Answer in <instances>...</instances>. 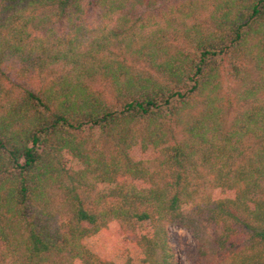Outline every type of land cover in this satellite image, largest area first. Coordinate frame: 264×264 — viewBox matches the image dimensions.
Instances as JSON below:
<instances>
[{"label":"trees","instance_id":"obj_1","mask_svg":"<svg viewBox=\"0 0 264 264\" xmlns=\"http://www.w3.org/2000/svg\"><path fill=\"white\" fill-rule=\"evenodd\" d=\"M0 0V264H264V0Z\"/></svg>","mask_w":264,"mask_h":264},{"label":"rangeland","instance_id":"obj_2","mask_svg":"<svg viewBox=\"0 0 264 264\" xmlns=\"http://www.w3.org/2000/svg\"><path fill=\"white\" fill-rule=\"evenodd\" d=\"M174 1L177 0H159L158 5L162 6ZM167 235H168L167 237L169 243L174 248V252L178 263L187 264L184 259L183 249L184 248L192 249L193 247V242L191 240L189 232L186 229L180 228L177 225H171L167 228Z\"/></svg>","mask_w":264,"mask_h":264}]
</instances>
